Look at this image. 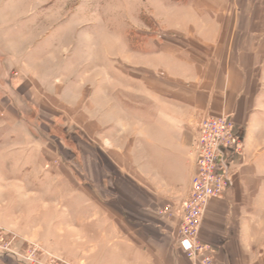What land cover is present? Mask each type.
<instances>
[{
    "label": "crops",
    "instance_id": "1",
    "mask_svg": "<svg viewBox=\"0 0 264 264\" xmlns=\"http://www.w3.org/2000/svg\"><path fill=\"white\" fill-rule=\"evenodd\" d=\"M149 1L154 10L150 22L157 27L158 37L154 53L143 56L144 61L142 58L133 66L125 62L118 67L121 75L115 77V82L111 78L110 86L104 89V98L110 99L104 106L108 120L136 121L135 135L140 133L142 143L147 145L150 166L167 189H172L165 192L173 197V212L159 215L161 193L136 188L149 182L161 186L154 175L151 180H135L125 174L126 178L123 173L110 181L105 177L108 181L104 178V182L114 187H135L101 197L92 187L97 185L94 178L85 180L88 192H82L80 185L72 182L75 188L67 193L71 197L66 206L70 209L67 229H61L62 233L72 234L71 261L190 264L178 245V224L194 169L195 139L202 121L210 115L234 121L235 130L243 138V152L230 164L232 185L225 197L208 201L199 238L212 246L216 264H264V0ZM68 4L0 0V73L7 75V88L25 107L30 104L42 108L44 99L50 97L81 104L87 97L88 77L83 85L71 77L78 62L74 64L60 45L66 31L59 25ZM74 24L79 26V21L73 20L71 28ZM131 55L125 56L128 59ZM145 59L151 62V71L157 76L150 94L144 90ZM129 72L137 74L131 81ZM160 73L166 80L160 79ZM118 84L123 91L135 88V99L123 92L124 106L135 112L146 109L144 95L153 102L150 123L140 121L117 103L112 105V85ZM6 98L11 96L0 98V115L8 112L3 100ZM112 107H118V111H112ZM11 120L13 126L19 121L17 115ZM145 125L149 127L146 132ZM123 126L121 137L128 128ZM26 130L21 126L20 131ZM110 159L117 165L113 156ZM35 166L42 165L35 162ZM60 200L67 201L57 198L56 202ZM40 225V230L22 228L19 233L31 232V237L24 236L37 238L45 249L64 255L66 239L56 238V244L50 245L48 228ZM19 245L18 242L12 252L22 255ZM20 260L10 252L0 251V264H22Z\"/></svg>",
    "mask_w": 264,
    "mask_h": 264
},
{
    "label": "rangeland",
    "instance_id": "2",
    "mask_svg": "<svg viewBox=\"0 0 264 264\" xmlns=\"http://www.w3.org/2000/svg\"><path fill=\"white\" fill-rule=\"evenodd\" d=\"M48 1H64V4L70 2L64 9L65 18L59 25L66 31L65 40L60 45H63L67 56L74 59V64L78 62V69L71 77L80 85H83L85 78L90 80H87L89 83L85 86L88 95L86 94L87 97L81 104L50 97L44 99L42 108L30 104L25 107L7 88V75L0 73V98L11 96L9 100L3 99L6 100L5 107L8 112L0 115V251H14L19 242V253L23 256L33 252L30 264H73L70 258L72 234L61 232L62 226L67 229V213L69 215L70 209L66 206L71 202L67 193L75 188L72 182L80 185L82 192H88L85 180L94 178L97 185L92 187L101 197L117 194L122 188L125 191L135 187L128 184L114 187L112 183L104 182L105 177L110 181L111 177H120L123 173L122 176L127 174L135 180H141V177L151 180L154 175L161 182V186L157 187L149 182L137 185L136 188L150 194L161 193L159 215L164 216L161 210L167 204H173V197L169 193L172 189H167L162 178L156 176L146 154L147 145L142 143L140 133L135 135L136 121L132 120L131 123L130 120H108L104 106L105 102L108 105L110 103L108 97L104 98V89L106 85L110 86L111 78L115 82V77L121 75L118 67L125 62L126 65L133 66L143 56L153 55L158 37L157 27L150 22L154 10L149 0ZM73 20L79 21V26L74 24L71 28ZM127 54L132 55L127 59ZM142 71L145 94H150L152 81L157 76L151 71L149 60L145 59ZM136 75L135 72H129L128 80H133ZM160 75L161 80H166L162 78L163 73ZM113 89L115 95L112 105L117 103L119 107H125L129 113L135 114L145 123L153 119V102L146 99V95V109H137L135 112L132 107L124 106L123 103V92L127 91L129 97L135 99V88L123 91L118 84L112 85ZM161 92L164 93L162 90ZM53 101L55 104H52ZM115 110L118 111V107ZM115 110L112 107V111ZM12 115L18 116L16 126H13ZM122 125L128 128L121 137L119 133ZM21 126H25L26 132L20 131ZM148 128L145 125V132ZM241 140L240 155L243 152L242 137ZM195 141L197 143V138ZM160 146L165 148L162 140ZM110 156H113L118 166L111 162ZM35 162L42 166L36 167ZM116 182L119 183L118 180ZM165 189L169 192L166 193ZM57 198L67 201L56 202ZM40 224L48 228L50 245L56 244V238L59 241L62 237L66 239L63 250L67 254H58L51 248L45 249L39 239L29 238L31 232L19 233L22 228L40 230ZM22 255L20 256L23 258Z\"/></svg>",
    "mask_w": 264,
    "mask_h": 264
},
{
    "label": "built area",
    "instance_id": "3",
    "mask_svg": "<svg viewBox=\"0 0 264 264\" xmlns=\"http://www.w3.org/2000/svg\"><path fill=\"white\" fill-rule=\"evenodd\" d=\"M241 141V134L230 117L209 115L201 123L190 188L182 204L178 230V245L190 264H216L212 246L199 238V226L208 201L223 199L232 185L230 164L240 155ZM161 211L171 215L172 204ZM8 252L16 260L21 259L22 264H30L32 251L20 259L17 253Z\"/></svg>",
    "mask_w": 264,
    "mask_h": 264
}]
</instances>
